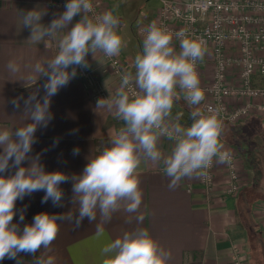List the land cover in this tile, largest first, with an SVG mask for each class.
<instances>
[{"label": "clouds", "instance_id": "9594fccd", "mask_svg": "<svg viewBox=\"0 0 264 264\" xmlns=\"http://www.w3.org/2000/svg\"><path fill=\"white\" fill-rule=\"evenodd\" d=\"M63 9L47 24L42 22L46 9L19 10L21 27L30 31L26 41L43 43L46 50L54 46L55 53L24 66L28 69L26 79L36 84L44 78L42 86L27 98L21 95L9 101L15 111L22 109L26 121L20 126L0 127V261L27 264L25 257H32L31 264H53L50 246L64 221L79 229L85 220L92 223L99 216L100 224L107 223L123 210L138 214L135 219L142 222L148 215L146 209L140 211L142 163L162 164L170 179L168 187L174 189L185 178H206L214 159L221 164L232 162L221 143L224 125L220 110L201 107L205 91L197 66L206 55V42L186 29L172 33L153 21L143 29L141 49L131 70L121 74L115 93L95 102V112L106 110L121 122L108 146L88 157L80 173L46 171L41 158L50 149L33 154V146L38 143L37 131L47 129L54 119L52 98L77 77V69L91 67L89 54L95 61L98 53L110 59L127 46L115 9L96 12L94 0H66ZM174 39L179 41V51ZM6 67L16 75L22 66L13 59ZM181 99L190 110L187 126L179 123L182 112L173 115ZM162 138L172 142L167 155L160 147ZM59 142L60 138H55L51 147ZM79 153V147L72 149L73 156ZM65 183H71L67 203L77 206L75 212H40L32 222H24L28 205L17 208L18 201L42 191L41 203L51 201L53 207L64 208L66 193L61 185ZM17 215L19 220L14 221ZM102 234L98 225L97 235ZM100 256L101 264H168L171 253L147 228L137 227L105 243Z\"/></svg>", "mask_w": 264, "mask_h": 264}, {"label": "crops", "instance_id": "0c3cea01", "mask_svg": "<svg viewBox=\"0 0 264 264\" xmlns=\"http://www.w3.org/2000/svg\"><path fill=\"white\" fill-rule=\"evenodd\" d=\"M52 1L58 4L54 5ZM127 1L106 0L105 4L106 10L115 9L120 17V31L127 42L120 55L131 68L134 56L142 46L139 27L156 21L159 7L134 29L127 19L137 11L133 4L127 6ZM65 2L0 0V127L20 126L26 121L22 109L15 111L9 101L21 95L27 98L30 92L42 86L44 78L38 79L36 84L35 80L26 79L28 69L24 66L42 57L51 58L55 53L54 46L46 50L43 43L33 45L26 41L30 31L21 27L19 10L35 7L46 9L48 14L42 22L47 24L54 18V13L64 10ZM13 59L22 66L21 72L16 75L10 74L6 67ZM87 59L109 93L114 94L119 79L105 71V58L98 53V62L91 54ZM29 84L32 86L29 87ZM94 108L92 93L79 74L52 98L54 119L47 129L37 131L38 143L33 146V154L50 149L41 158L46 171L80 173L88 157L108 146L110 137L121 122L112 113L106 110L95 112ZM189 111L183 99L174 106V116L183 113L179 118L182 126L191 123ZM224 124L221 143L224 148L236 152L241 170L242 188L238 194L225 193L229 179L226 164L216 162L214 184L210 189L204 186L199 177L185 178L170 189V179L164 174L162 164L142 163L139 178L143 199L140 211L147 210L145 219L137 223L135 216L138 214L121 210L113 214L110 222L100 224L98 216L92 223L85 220L79 229L67 221L61 222L60 232L49 251L53 264H101L100 249L103 245L124 231L137 227L147 228L160 245L170 251L168 264H233L234 250L244 253L249 264H264V213L259 207L264 202V114H252L239 122ZM73 130L77 131L73 134ZM57 137L60 142L52 148L53 140ZM74 147L80 148L77 156L72 155ZM160 147L167 155L172 142L162 138ZM61 187L66 193L64 208L53 207L51 201L41 203L42 191L18 201L17 208L28 205L24 222H32L40 212H75L77 206L67 203V197L71 196V183ZM18 220L17 215L14 221ZM98 225L103 228V234L99 236ZM25 260L31 264L29 257H25ZM0 264H15V261L6 259Z\"/></svg>", "mask_w": 264, "mask_h": 264}, {"label": "built area", "instance_id": "2783aa9c", "mask_svg": "<svg viewBox=\"0 0 264 264\" xmlns=\"http://www.w3.org/2000/svg\"><path fill=\"white\" fill-rule=\"evenodd\" d=\"M106 0H94L96 12L106 11ZM156 23L175 33L186 29L188 34L202 38L207 52L197 71L205 91L201 107L220 110V119L236 123L252 114H264V0H159ZM54 5L58 2L52 1ZM148 25V24H147ZM139 33L143 40V29ZM179 51V41L173 40ZM105 71L120 79L130 66L119 54L105 58ZM85 86L96 102L107 98L109 90L91 66L78 69ZM231 164H226L229 179L227 195H236L242 188L238 156L230 148ZM216 160L206 178H200L208 189L214 184ZM264 213V202L259 205ZM233 264H249L239 250L232 253Z\"/></svg>", "mask_w": 264, "mask_h": 264}, {"label": "rangeland", "instance_id": "374dc122", "mask_svg": "<svg viewBox=\"0 0 264 264\" xmlns=\"http://www.w3.org/2000/svg\"><path fill=\"white\" fill-rule=\"evenodd\" d=\"M127 3H126L127 6L129 4L130 5L133 4V7L136 8V11H137V12H134L131 15V17L128 16V19H127L128 23L132 24V27L134 29L137 28V26L141 23V21L144 18H146L148 14H150L151 12L153 13L154 10L160 5L159 0H128ZM263 145H264V140H263Z\"/></svg>", "mask_w": 264, "mask_h": 264}, {"label": "trees", "instance_id": "16d2710c", "mask_svg": "<svg viewBox=\"0 0 264 264\" xmlns=\"http://www.w3.org/2000/svg\"><path fill=\"white\" fill-rule=\"evenodd\" d=\"M31 260L33 259L32 257H29Z\"/></svg>", "mask_w": 264, "mask_h": 264}]
</instances>
